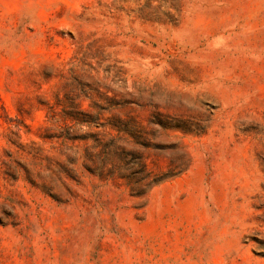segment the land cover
Returning <instances> with one entry per match:
<instances>
[{"label":"rangeland","instance_id":"374dc122","mask_svg":"<svg viewBox=\"0 0 264 264\" xmlns=\"http://www.w3.org/2000/svg\"><path fill=\"white\" fill-rule=\"evenodd\" d=\"M0 264H264V0H0Z\"/></svg>","mask_w":264,"mask_h":264},{"label":"trees","instance_id":"16d2710c","mask_svg":"<svg viewBox=\"0 0 264 264\" xmlns=\"http://www.w3.org/2000/svg\"><path fill=\"white\" fill-rule=\"evenodd\" d=\"M77 121H78V120H77ZM78 122L84 123V122H86V121H80V120H79ZM87 122H88V121H87Z\"/></svg>","mask_w":264,"mask_h":264}]
</instances>
